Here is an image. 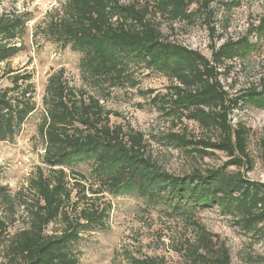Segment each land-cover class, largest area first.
I'll return each instance as SVG.
<instances>
[{"label":"trees","instance_id":"1","mask_svg":"<svg viewBox=\"0 0 264 264\" xmlns=\"http://www.w3.org/2000/svg\"><path fill=\"white\" fill-rule=\"evenodd\" d=\"M3 1L8 0L0 3ZM212 1L64 0L44 27L38 25L35 34L39 31L83 53L81 76L89 88L71 84L64 67L49 75L39 133L45 143L43 162L50 169L46 172L39 167L29 179L28 188L34 196L23 199L28 224L11 236L0 264H78L72 245L88 227L107 226L110 201L97 203L88 197L83 192L86 183L75 181L71 185L69 172L90 182L93 194L135 192L148 205H164L166 213L187 222L197 209L216 205L242 230L264 234V182L252 180L240 170L254 167L248 152L250 131L243 123L234 124L230 117L240 100L264 106V76L260 87L235 96L223 84L221 70L225 61L256 49L257 41H251L250 35L264 39V16L246 36L219 46L211 44V57L168 40L154 18L160 15L172 22L192 21L196 10L190 8L196 2L212 16ZM30 19L27 12H0V64L24 49L22 38ZM209 28L214 37L215 27ZM132 62L145 64L172 82L166 92H150L162 115L174 126L184 120L195 121L206 132L199 138L190 137L186 129L168 132L162 136L165 142L194 157L222 151L228 157L223 165L195 167L176 175L154 160L142 131L111 122V114L118 113L107 110L101 98L89 90L106 98L111 88L136 86ZM11 72L0 75V79L10 81L0 89V140H13L37 108L33 75ZM261 160L264 164V141ZM80 164L88 167L87 172L75 168ZM230 166L238 170H229ZM58 222L63 223L61 229L48 233L47 227ZM192 224L197 238L178 249L185 259L190 264H232L230 249L218 234L198 221ZM7 228L0 216V240ZM124 257L129 264H166L157 256L126 252Z\"/></svg>","mask_w":264,"mask_h":264},{"label":"rangeland","instance_id":"2","mask_svg":"<svg viewBox=\"0 0 264 264\" xmlns=\"http://www.w3.org/2000/svg\"><path fill=\"white\" fill-rule=\"evenodd\" d=\"M62 3L64 0H8L0 3V12H27L31 17L22 38L24 49L0 64V75L8 71H13L11 75L32 74L31 82L35 86L34 99L37 103L36 110L23 123L19 134L13 140H0V216L8 226L0 240V260L14 232L28 224L23 199H32L34 196L28 188L29 179L39 167H43L46 172L50 169L43 162L45 143L39 133L44 113L43 95L49 75L64 67L71 84L89 88L81 76L83 53L72 50L69 43L64 45L44 37L39 31V34H35L38 25L44 27ZM210 8L212 16H209L210 11L200 6V2L194 3L190 8L196 10L192 21L172 22L160 15L154 18L168 40L198 49L211 57V44L219 46L229 39L246 36L252 25H256L264 16V0H213ZM210 26L215 27L214 37L211 36ZM250 36L251 41H257L256 49L221 65L222 81L231 95H240L252 87H260V79L264 76V39L257 40L255 35ZM130 69L138 81L136 86L111 88L106 98L101 97L99 92L89 90L101 98L107 110L118 113L111 114V122L123 123L126 127L142 131L154 160L163 169L176 175H184L195 167L206 169L223 165L228 157L222 151L216 150L203 158L194 157L165 142L162 136L168 132L186 129L192 138L205 136L206 132L192 120H184L183 124L174 126L170 118L156 109L151 93L166 92L172 84L165 74L134 62ZM8 85V79H0V89ZM144 92L147 94L144 95ZM239 105L230 117L234 124L240 122L249 128L248 152L254 164L250 171L246 167L240 170L252 180L264 182V164L261 160L264 106L242 100ZM75 168L82 172L88 170L85 164ZM228 169L238 170L235 166ZM68 180L71 185L75 181L86 183L83 192L88 197H94L97 203H111L107 226L88 227L82 232L81 240L72 245L79 259L78 264H129L124 257L126 252L137 256H157L163 258L166 264H190L178 249L183 243L187 244L189 240L193 242L197 238L193 220L218 234L220 241L230 249L232 264H264V234L242 230L236 220L219 206L199 208L187 222L178 215L166 213L164 205H148L135 192L93 194L91 183L81 176L69 172ZM62 224H50L47 232L60 230Z\"/></svg>","mask_w":264,"mask_h":264}]
</instances>
